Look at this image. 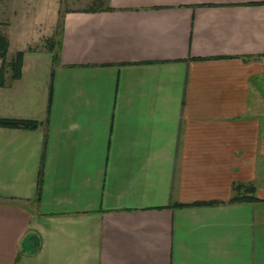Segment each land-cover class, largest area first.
I'll return each mask as SVG.
<instances>
[{"label": "crops", "instance_id": "0c3cea01", "mask_svg": "<svg viewBox=\"0 0 264 264\" xmlns=\"http://www.w3.org/2000/svg\"><path fill=\"white\" fill-rule=\"evenodd\" d=\"M54 3L7 34L0 117L42 125L0 127V264H264V203L228 202L264 199V0H109L59 32Z\"/></svg>", "mask_w": 264, "mask_h": 264}, {"label": "trees", "instance_id": "16d2710c", "mask_svg": "<svg viewBox=\"0 0 264 264\" xmlns=\"http://www.w3.org/2000/svg\"><path fill=\"white\" fill-rule=\"evenodd\" d=\"M263 4V3H257ZM109 5V0H94L91 2V6L88 9H82L83 12H96V11H105L111 10ZM80 11V10H76ZM69 11L62 12L59 9L58 21L56 24L57 32L62 28L64 14ZM50 44V43H48ZM52 46V45H51ZM8 47H9V38L8 35L3 32L0 28V86L4 85V73L8 70L10 73V78L15 80L18 79L21 75V65L24 55V51L18 50L8 58ZM55 58V55L53 56ZM42 123L35 119L27 118H12V117H0V127L5 128H19V129H36L41 126ZM40 177L38 182L37 191L40 192ZM233 194L229 199V203H251V202H263L264 199H259L256 197V186L251 182H236L232 185ZM217 201L208 202V203H193V205L201 204H215ZM39 248V245L36 244L33 247V251H36Z\"/></svg>", "mask_w": 264, "mask_h": 264}, {"label": "rangeland", "instance_id": "374dc122", "mask_svg": "<svg viewBox=\"0 0 264 264\" xmlns=\"http://www.w3.org/2000/svg\"><path fill=\"white\" fill-rule=\"evenodd\" d=\"M94 0H0V28L6 34L17 35L25 32L32 35L35 25L46 22L57 3V13L88 9ZM36 23V24H35ZM47 44V43H46Z\"/></svg>", "mask_w": 264, "mask_h": 264}]
</instances>
